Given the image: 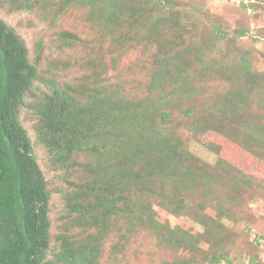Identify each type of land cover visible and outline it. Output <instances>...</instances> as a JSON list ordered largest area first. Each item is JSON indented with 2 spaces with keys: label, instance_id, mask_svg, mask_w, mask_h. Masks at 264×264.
<instances>
[{
  "label": "trees",
  "instance_id": "obj_1",
  "mask_svg": "<svg viewBox=\"0 0 264 264\" xmlns=\"http://www.w3.org/2000/svg\"><path fill=\"white\" fill-rule=\"evenodd\" d=\"M58 1L79 4L81 25L49 30L51 68L37 65L40 56L29 58L24 40L0 18V264H131L127 248L137 227L152 244L191 252L163 264H238L237 257L264 264V235L240 250L232 241L238 231L223 223L245 188L264 185L221 159L200 160L171 128L180 119L194 134L217 132L264 161V70L216 47L222 31L199 0ZM238 3L245 12L264 8V0ZM199 20L210 34L196 33ZM139 45L134 71L142 78L151 70L126 90L118 69ZM82 48L85 55L64 56ZM72 60L80 89L56 77ZM22 107L36 114L33 137L20 119ZM34 144L50 153L46 167L61 171L56 179L44 176ZM91 152L93 162L86 159ZM219 187L227 201H215ZM140 195L177 217L188 212L200 229L161 222L146 200L137 203ZM207 199L216 215L202 213Z\"/></svg>",
  "mask_w": 264,
  "mask_h": 264
},
{
  "label": "rangeland",
  "instance_id": "obj_2",
  "mask_svg": "<svg viewBox=\"0 0 264 264\" xmlns=\"http://www.w3.org/2000/svg\"><path fill=\"white\" fill-rule=\"evenodd\" d=\"M31 1L32 5H26V8L21 7ZM176 4L185 0H172ZM200 6L204 13H209L212 15V20L217 22L216 25L222 31V34L216 39L219 43L216 47L224 50L225 53H231L233 58L242 57L246 59L254 70H264V8L257 7L254 9L247 10L245 12L238 4L240 0H199ZM262 1V0H258ZM77 3V2H76ZM79 4H70L65 6L64 4L59 5L58 0H0V18L3 19L9 26L14 28L16 33L24 40L25 44L29 48V58L34 60L35 57L40 56L41 61H39V67L51 68L49 62V50L51 47L52 33L49 30L58 29H73V24L81 25V20L79 19ZM179 6V5H178ZM150 7V6H149ZM248 15V17H247ZM194 21V20H193ZM200 21V20H199ZM201 20L195 30L200 36L205 34H210L209 31H205ZM207 22L205 23V25ZM215 24V23H214ZM209 27V25H207ZM79 28L78 26H76ZM238 29H242L244 33L239 35L237 33ZM191 41V39H190ZM196 38L192 39L191 43H195ZM41 42V45L36 47V44ZM140 46V45H139ZM139 49L132 52L130 58L127 60L129 63H134L135 66L128 70V62L125 61V65H122L118 70L120 71V80L125 83L126 90L132 87L130 83L134 78L137 79L138 76L140 80L147 78L150 72V68L144 70L142 78L139 69L134 71L135 67L141 66L138 63L137 57H141V46ZM151 52V51H150ZM148 52V53H150ZM86 54L84 48L76 50L72 53H67V58L75 57L79 54ZM81 54V55H82ZM158 56H161L160 54ZM104 62L107 65L110 61V55L105 54ZM78 58V57H77ZM138 63V64H137ZM78 65L77 62L72 60L71 65H66L62 70H58L56 77L62 81L71 83L72 87L81 88V85L76 83ZM113 70L109 67L106 74H111ZM88 76L87 74H85ZM218 82H210V85H217ZM134 88V84H133ZM71 91L69 90V93ZM74 93L71 92V95ZM177 101H182L178 99ZM176 101V102H177ZM187 102L190 99L186 100ZM252 107L254 111H259L258 105L253 103ZM215 113V112H214ZM217 114V113H215ZM20 119L25 128H27L28 133L33 137L35 131L32 127L34 122L37 121L36 114L31 109L22 107L20 109ZM179 124L173 123L171 128H173L177 134L176 139L179 143L185 144L188 150L193 153L196 157L205 163L212 164L216 160L221 159L226 164H230L233 169H238L246 175H251L256 181L264 185V161L256 159L254 156L249 155L245 150L239 149V146L234 144L227 138H223L217 132L207 130L203 135L188 130L187 127H183L181 120ZM191 122H189L190 124ZM211 144V147L209 148ZM34 153L38 159L39 164L44 169L43 174L48 179H56L57 175L61 174L59 169L47 168L50 158V154L42 147V145L34 144ZM209 146V147H208ZM90 155V156H89ZM86 153V159L93 162L96 158L94 153ZM78 160V158H77ZM82 162V161H81ZM80 163V161H79ZM52 177V178H51ZM224 187V186H223ZM264 188L252 187L245 188L239 199L235 200L230 207L227 208L228 215L233 219V222H228L224 219L223 223L231 231H238L237 237L232 241L236 243L237 247L241 250L245 246L253 241V237L257 235H264ZM144 195H140L138 202L143 199L146 200L153 209L159 215V220L161 222L167 221L170 225L178 224L185 231L189 230L196 233L200 228L198 223H196L187 212L177 217L174 214H170L161 208L157 204V200L152 196L143 198ZM52 204H54L53 209H59L60 203L56 200L57 194L53 195ZM136 198V196H135ZM227 201L229 199L228 192L219 187L217 189V195L215 201L217 200ZM203 202L201 207L203 208L202 213L209 216L216 215V207H213L210 202ZM194 203V201H193ZM187 208H188V204ZM197 209V208H196ZM57 212L51 213L52 217L57 215ZM56 219L53 220V224ZM125 220H120L119 224L123 225ZM53 227V226H52ZM54 231V227H53ZM132 242L127 248V255L129 262L131 264H163L164 261H174L176 259H183L186 255H190L191 252L188 249H175L173 246H163L158 243H153V238H146L145 231L141 227H137L135 232L132 233ZM253 243V242H252ZM254 244V243H253ZM147 253L141 258H136L133 256V251L136 249L145 250L148 246ZM154 245V246H153ZM201 248L207 250L205 244H200ZM153 251V255L150 252ZM263 256V255H262ZM237 263L241 264V257H237ZM163 260V261H162ZM165 264V263H164Z\"/></svg>",
  "mask_w": 264,
  "mask_h": 264
},
{
  "label": "clouds",
  "instance_id": "obj_3",
  "mask_svg": "<svg viewBox=\"0 0 264 264\" xmlns=\"http://www.w3.org/2000/svg\"><path fill=\"white\" fill-rule=\"evenodd\" d=\"M42 147L46 150V148L42 145ZM34 151V150H33ZM47 151V150H46ZM48 152V151H47ZM49 153V152H48ZM50 154V153H49ZM36 157V156H35ZM36 160H37V162H38V159H37V157H36ZM39 163V162H38ZM263 258H264V255H263Z\"/></svg>",
  "mask_w": 264,
  "mask_h": 264
}]
</instances>
